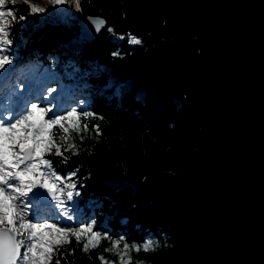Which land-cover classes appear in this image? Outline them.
<instances>
[{"label":"trees","instance_id":"trees-1","mask_svg":"<svg viewBox=\"0 0 264 264\" xmlns=\"http://www.w3.org/2000/svg\"><path fill=\"white\" fill-rule=\"evenodd\" d=\"M31 2L46 11L30 14L27 4L14 6L18 17L26 19L10 30L14 55L8 68L29 59L42 64L53 73L45 87L74 86L66 107L94 113L81 123L89 129L99 126L98 136L89 131L83 142L76 140L78 154L65 153L67 162L51 157L61 175L76 172L79 195L70 203L80 217L71 227L92 222L95 231L111 240L158 244L155 251H132L134 261L187 264L180 226L143 189V178L157 170L179 174L193 163L200 112L174 91L153 92L141 73L148 58L163 49L196 57L194 39L166 25L181 22L187 13L210 7L215 0H79V9L75 0L63 5ZM88 17L104 21L91 39L81 36V21ZM133 38L139 43H132ZM111 240L85 253L72 239L65 246L74 250L68 264H102L100 255L116 260L104 251Z\"/></svg>","mask_w":264,"mask_h":264},{"label":"water","instance_id":"water-1","mask_svg":"<svg viewBox=\"0 0 264 264\" xmlns=\"http://www.w3.org/2000/svg\"><path fill=\"white\" fill-rule=\"evenodd\" d=\"M166 26L198 54L160 50L142 80L193 103L200 134L192 164L143 189L180 226L187 264H264V0H215Z\"/></svg>","mask_w":264,"mask_h":264},{"label":"snow or ice","instance_id":"snow-or-ice-1","mask_svg":"<svg viewBox=\"0 0 264 264\" xmlns=\"http://www.w3.org/2000/svg\"><path fill=\"white\" fill-rule=\"evenodd\" d=\"M69 2L46 0L50 5ZM9 3L12 8L5 7ZM17 4H27L30 14L46 11L44 6L31 0H0V53L12 44L8 38L12 25L6 21L16 19L14 6ZM75 4L79 9V0ZM25 19L20 16L17 22ZM89 19L97 29L104 24L103 20ZM132 43L139 41L133 38ZM10 63L7 55L0 54V69ZM47 92L53 94L56 89L49 87ZM94 115L75 107L57 114L53 108L37 102L28 104L21 113L9 112L7 119L0 114V264H68L67 256L74 254V250L68 251L64 246L71 244L72 239L85 253L99 247L102 240H111L95 231L92 224L65 227L53 222L54 216L47 214L49 208L58 206L61 212L56 215L73 219L65 204L79 195L73 179L76 172L61 175L51 157L67 162L65 153L78 154L77 139L83 142L89 131L98 136V125L89 129L87 123H81V118ZM57 132L61 134L59 137L55 135ZM51 201L56 203L53 205ZM157 247L151 240L142 245L111 240V247L104 251L113 253L117 259L108 261L103 255L99 259L102 264H144L134 261L131 252L155 251Z\"/></svg>","mask_w":264,"mask_h":264},{"label":"rangeland","instance_id":"rangeland-1","mask_svg":"<svg viewBox=\"0 0 264 264\" xmlns=\"http://www.w3.org/2000/svg\"><path fill=\"white\" fill-rule=\"evenodd\" d=\"M6 8H12L13 6L9 3L5 6ZM15 12V8H14ZM16 19H9L7 23H11V30L17 26L19 19L18 15L15 13ZM92 18V17H88ZM98 19V18H93ZM10 39V37H8ZM11 59L14 55L13 43L6 46L3 53ZM73 59L70 58V62ZM88 71L95 72L93 67H89ZM13 77V79L10 78ZM53 73L46 67L42 66L40 63H36L29 60H22L15 65L13 70L10 72L8 70V65L5 69H0V102L1 100H6L7 105H1V114L7 116L9 112L21 113L23 109L31 102L41 103L44 107H51L57 114H62L63 112L71 110L72 106L66 107V97L69 95L70 90H74V86H62L60 84L55 87L56 92L49 94L45 83L48 79L52 78ZM31 85V89L28 86ZM84 102H81L79 107H83ZM56 136L61 134L57 132ZM56 202L52 201L54 205ZM65 207L68 209L69 213L73 216L72 220H68L66 217L61 215H56L57 212H61L57 206L55 209L49 208L47 214L54 216L53 222H60L62 226L71 227L72 222L77 221L80 217V211H77L74 206L67 201ZM39 219V217H37ZM94 226V224L91 222ZM66 246V245H65ZM64 246V247H65Z\"/></svg>","mask_w":264,"mask_h":264},{"label":"bare ground","instance_id":"bare-ground-1","mask_svg":"<svg viewBox=\"0 0 264 264\" xmlns=\"http://www.w3.org/2000/svg\"><path fill=\"white\" fill-rule=\"evenodd\" d=\"M97 30V26L93 24L92 19L85 18L83 21H81V33L84 36L90 37L92 36ZM1 105H7L6 100H1Z\"/></svg>","mask_w":264,"mask_h":264}]
</instances>
